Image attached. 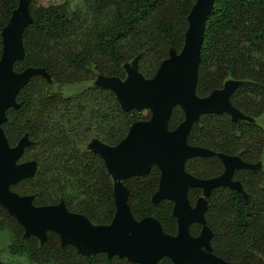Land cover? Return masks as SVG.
<instances>
[{"label": "trees", "instance_id": "trees-1", "mask_svg": "<svg viewBox=\"0 0 264 264\" xmlns=\"http://www.w3.org/2000/svg\"><path fill=\"white\" fill-rule=\"evenodd\" d=\"M19 0H0V57L2 29ZM195 0H95L100 12L94 24L79 29L81 19L63 6L35 7L32 22L23 32L24 58L15 72L43 68L48 82L33 77L17 97V108L6 112L2 126L11 147L27 135L32 144L20 162L35 161L33 178L12 186L19 195L34 197L35 206L63 201L68 211L85 216L94 225H107L115 213L114 181L99 155L86 146L97 139L117 145L130 126L148 120L149 111L125 112L111 91L95 86V78L125 79L124 66L139 57L138 69L151 79L169 50L179 53L188 27L187 17ZM241 82L230 102L253 122L234 121L229 114L202 115L191 127L187 144L216 154L236 156L243 162L264 161V0H215L205 23L200 50L196 95L200 98L223 88L226 81ZM184 120L180 107L173 108L168 129ZM185 170L198 179L223 172L217 156L196 157ZM160 173L123 181L127 204L136 220L153 217L165 234L177 233L173 203L155 204ZM247 198L226 187L214 189L206 199V225L212 232L213 254L229 263L264 264V167L234 172ZM202 196L189 189L191 206ZM190 234L198 236L199 224ZM0 232L10 235V252L31 264H134L105 254L79 255L71 245L61 246L57 234L48 232L40 244L24 237L23 228L0 206ZM157 264H172L162 258Z\"/></svg>", "mask_w": 264, "mask_h": 264}, {"label": "water", "instance_id": "water-1", "mask_svg": "<svg viewBox=\"0 0 264 264\" xmlns=\"http://www.w3.org/2000/svg\"><path fill=\"white\" fill-rule=\"evenodd\" d=\"M214 1L195 0L187 17L188 27L181 51L177 53L170 49L168 58L161 62L151 79L144 78L139 72L137 57L130 66H124V80L99 76L94 83L111 91L123 111L150 113L148 120L133 123L127 135L115 146L97 139L88 144L87 149L99 155L114 181V216L107 225H94L85 216L68 211L63 201L56 205L35 206L33 196H22L11 189L17 183L33 178L37 164L35 161L20 162L24 150L32 144L27 135L15 146L9 145L2 127L7 122L6 112L18 107L16 97L33 77L51 81L43 68L28 67L19 73L13 69L15 62L24 58L22 36L32 22L31 0H19L1 32L0 206L23 228L24 237H34L43 244L47 233L52 232L58 235L61 246L71 245L81 256L105 254L108 258L116 256L134 264H157L164 257L172 264H238L226 262L212 252V232L204 218L206 199L219 187L229 188L247 198L241 183L233 179L234 172L255 170L261 165L187 144L192 125L202 115L227 113L234 121L252 120L230 102L231 95L241 84L239 81H228L223 88L203 98L196 95L205 23ZM176 106L183 111L184 120L174 130H169L168 121ZM211 156H217L223 165L220 176L198 179L185 170L186 161ZM152 167L160 173L152 202L157 204L167 200L173 203L172 215L177 222L174 236L165 234L153 217L136 220L127 204L128 191L123 181L147 175ZM189 189L202 190V196L194 206L188 199ZM194 223L201 226L196 237L189 231Z\"/></svg>", "mask_w": 264, "mask_h": 264}, {"label": "rangeland", "instance_id": "rangeland-1", "mask_svg": "<svg viewBox=\"0 0 264 264\" xmlns=\"http://www.w3.org/2000/svg\"><path fill=\"white\" fill-rule=\"evenodd\" d=\"M32 5L35 7H54L63 6L66 7L71 13L81 19L82 22L78 24L79 29L94 24L97 20L100 12L95 7V0H31ZM131 63L127 65L130 66ZM98 77L95 78L94 83H96ZM233 81V80H228ZM226 81V82H228ZM225 82V83H226ZM224 83V84H225ZM143 115H146L144 111ZM248 122H253V120H246ZM264 121V119L262 120ZM89 144V143H88ZM87 144V146H88ZM86 146V148H87ZM260 167H264V161L260 163ZM10 235L6 232H0V262L2 264H31L26 257H18L10 252Z\"/></svg>", "mask_w": 264, "mask_h": 264}, {"label": "flooded vegetation", "instance_id": "flooded-vegetation-1", "mask_svg": "<svg viewBox=\"0 0 264 264\" xmlns=\"http://www.w3.org/2000/svg\"><path fill=\"white\" fill-rule=\"evenodd\" d=\"M93 140V139H92ZM91 141V140H90ZM90 143V142H89ZM20 183V182H19ZM18 184V183H17ZM31 196V195H30ZM61 202V201H60ZM58 204V203H57ZM65 204V203H64ZM54 205H56V204H54ZM41 206H44V205H41ZM68 210V209H67Z\"/></svg>", "mask_w": 264, "mask_h": 264}]
</instances>
